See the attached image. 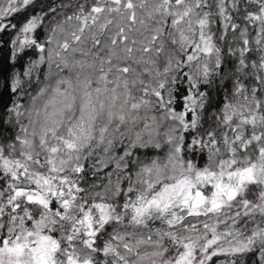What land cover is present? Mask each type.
I'll list each match as a JSON object with an SVG mask.
<instances>
[{
    "label": "snow or ice",
    "instance_id": "1",
    "mask_svg": "<svg viewBox=\"0 0 264 264\" xmlns=\"http://www.w3.org/2000/svg\"><path fill=\"white\" fill-rule=\"evenodd\" d=\"M249 2L258 5L244 16L256 30L253 39L234 22L239 0H214V10L209 0H94L86 10L85 0L53 26L46 62L57 79L32 97L27 124L20 106L13 109L19 133L7 154L0 145V264H212L214 257L257 249L264 264V99L240 79L252 75L264 86V0ZM31 3L0 0V21ZM214 17L223 29L219 39L239 29L242 47L237 99L217 117L222 139L209 131L207 140H192L209 153L201 168L185 158L184 137L175 134L197 127V101L189 96L192 104L177 114L162 90L174 69L188 67L184 75L193 88L219 74ZM42 20L34 16L23 25L21 48L45 52L27 35ZM5 27L0 23V31ZM253 44L260 56L249 65ZM199 96L202 108L205 93ZM157 104L160 121L178 125L163 133L170 146L165 156L144 162L136 149L161 148L160 124L149 115ZM92 157L94 174L113 167L104 190L89 198L80 181ZM121 195L122 203L113 202Z\"/></svg>",
    "mask_w": 264,
    "mask_h": 264
},
{
    "label": "trees",
    "instance_id": "2",
    "mask_svg": "<svg viewBox=\"0 0 264 264\" xmlns=\"http://www.w3.org/2000/svg\"><path fill=\"white\" fill-rule=\"evenodd\" d=\"M85 3V0H32V3L22 7L19 12H16L6 18L0 23H3L6 27L0 31V145L5 146V154H7V144L15 140L16 135L19 133V125L17 124V118L13 109L16 106H20L19 110L25 113L21 117V123L27 124V110L32 107V97L36 96L39 89L45 84L54 83L57 79L56 72L58 71L55 66L52 68V75L49 77V68L47 65V49L54 47V45H48L46 40L51 35L53 26L63 20L65 16L72 15L77 11L78 5ZM94 0H87L85 9H89ZM209 3L213 5L215 9L214 0H209ZM55 8V12H51L50 9ZM247 12L258 11V5L256 3H250L249 0H239V11L232 12L234 22L241 27H247L249 38L253 39L256 35L255 28L248 24L244 20V16ZM34 16H42L43 20L39 26L31 33L27 35L31 39H35L37 43L45 45V52L41 53L35 45H25L23 48L20 46V42L24 39V33L21 32L23 25ZM214 23L211 25V31L215 34L219 47L222 49V64L219 70V74H212L209 77L208 83L200 82L193 88L188 78L184 73L189 72L188 67H183L175 70L169 74V83L166 84L165 89L162 90V95L165 101L171 100L168 107L175 113H185L186 105H191L192 101L187 99L191 96L197 101L196 114L199 116L197 127L192 129L189 127L187 131H181L177 129L176 135H183L184 137V156L186 159L192 160L198 167H204L208 164V150L204 148L201 150L200 145H192L193 138L207 140V133L209 131L215 132L217 139H222L221 134L225 131V128L221 125L218 116H221V110L226 102L236 101V97L233 96V89L235 81L239 73L236 71L239 62V48L242 47V42L239 39V29L235 33L231 30L227 33L224 40H220L219 36L223 31L219 17H214ZM15 25V27H12ZM255 44L252 45V51L246 53V61L251 64L252 61H258L260 53L255 50ZM235 52V55L229 52V49ZM45 57V63H40V57ZM103 55V53H102ZM164 66V58L161 57L160 67ZM249 72L251 69L248 70ZM30 73V74H29ZM64 74H67L65 70ZM175 77V83L171 82V78ZM46 77H48L46 79ZM144 79H148L147 76ZM242 82L249 88L258 87L260 91L257 92V96L264 99V86L258 85L252 75L247 77L241 76ZM199 93H205L203 99V107H199L200 96ZM139 95V93H137ZM153 101L156 97L151 98ZM39 104L40 101L38 100ZM143 114V112H142ZM163 110L159 108V105H155L153 110L149 112V115H155L160 124L159 133L156 137L160 143L161 148H148V149H136L134 156H138L141 161L147 162L148 159L154 156L163 157L169 151V145L165 143L166 137L163 135L170 127L177 126L178 121H174L170 118L160 121V116L163 115ZM193 113L191 111L186 113V121H191ZM140 128L143 127L141 123ZM139 130V129H138ZM147 138V137H145ZM127 143V141H125ZM222 146V144H221ZM194 149V150H193ZM98 152L102 154V149H98ZM117 153H122V149L118 148ZM96 157L89 158L84 161L85 171L81 174L83 179L80 181V186L85 189L81 195H87L91 198L95 193L102 192L104 186L108 183L106 173L111 171L112 165L94 174L92 168L95 163ZM131 170H135V166L131 167ZM3 186V182L0 181V187ZM127 182L122 185L126 187ZM111 195V193H109ZM250 199L253 197H249ZM123 202V195L116 197L113 202ZM55 207V205H53ZM158 226V225H157ZM111 231V227L108 228ZM58 235V234H57ZM103 238H107L106 236ZM102 246L103 239L97 241ZM260 252L257 249L254 252H248L244 254H237L236 256H218L213 258L212 264H221L222 261L230 262L235 261V264H261ZM98 259L102 260L103 256L100 255Z\"/></svg>",
    "mask_w": 264,
    "mask_h": 264
},
{
    "label": "rangeland",
    "instance_id": "3",
    "mask_svg": "<svg viewBox=\"0 0 264 264\" xmlns=\"http://www.w3.org/2000/svg\"><path fill=\"white\" fill-rule=\"evenodd\" d=\"M260 255V254H259ZM103 260V259H102Z\"/></svg>",
    "mask_w": 264,
    "mask_h": 264
}]
</instances>
